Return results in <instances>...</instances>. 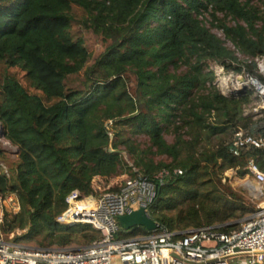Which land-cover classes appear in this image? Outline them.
Listing matches in <instances>:
<instances>
[{
	"label": "trees",
	"instance_id": "obj_1",
	"mask_svg": "<svg viewBox=\"0 0 264 264\" xmlns=\"http://www.w3.org/2000/svg\"><path fill=\"white\" fill-rule=\"evenodd\" d=\"M261 6L264 0H0L7 67L0 125L18 148L14 161L0 148L8 165L0 164V193L20 203L19 212L6 211L0 233L20 229L13 240L38 247L88 245L101 237L93 225L54 220L67 195L89 196L95 177L133 167L148 178L168 170L149 208L160 227L224 224L255 210L222 179L229 168L244 174L250 157L264 171V149L240 156L230 149L237 129L264 137V117L244 116L252 91L223 94L211 64L262 78L254 61L264 55ZM78 24L102 41L97 54L76 34ZM152 232L120 228L117 237Z\"/></svg>",
	"mask_w": 264,
	"mask_h": 264
},
{
	"label": "built area",
	"instance_id": "obj_2",
	"mask_svg": "<svg viewBox=\"0 0 264 264\" xmlns=\"http://www.w3.org/2000/svg\"><path fill=\"white\" fill-rule=\"evenodd\" d=\"M254 61L262 78L247 72L227 71L217 63L211 64V69L223 94L252 91V101L245 106L243 114L255 120L264 117V55L255 57ZM240 76L245 80H239ZM107 127L109 136L113 137L112 120L107 122ZM230 149L236 156L264 149V137L237 129ZM242 170L258 182V186L251 181H247V185L257 191L258 197H264V171L256 159L248 158ZM175 171L182 173L180 169ZM167 173L168 170L163 169L153 178H148L133 167L129 177L121 183L108 184L100 192L94 184V193L89 196L82 195L78 190L70 192L65 199L67 207L54 218L55 222L91 224L101 232V237L78 248L71 245L35 248L0 233V264H264V200L236 222L184 230L159 227L158 231L149 234L118 238L121 228L119 216L140 207L149 213L156 196V186ZM8 207L13 209V212L9 210L10 213L19 212L17 197L0 193V225L5 220ZM228 225H233V228L223 230Z\"/></svg>",
	"mask_w": 264,
	"mask_h": 264
},
{
	"label": "rangeland",
	"instance_id": "obj_3",
	"mask_svg": "<svg viewBox=\"0 0 264 264\" xmlns=\"http://www.w3.org/2000/svg\"><path fill=\"white\" fill-rule=\"evenodd\" d=\"M261 9L264 10V7L261 6ZM75 31L78 36L83 37L84 39V44L86 47L92 52L93 55L97 54L100 49L102 48V41L95 37L92 33L87 31L84 26L81 25H76L75 26ZM214 32H216L218 35L223 36V33L218 30L214 29ZM230 46L231 43H228ZM7 67L4 63L0 62V83L3 78L4 73L6 72ZM82 77V74L78 76H73L71 78V82L78 81L79 78ZM217 82V78L215 80V83ZM217 85V84H216ZM165 137L168 141L173 140V135L170 132L165 133ZM134 138H136L143 146L147 145V138L144 135L141 134H136L134 135ZM0 148L3 149L6 153V156L8 160L14 161L17 158V152L18 148L13 145L10 141H8L5 136L2 134V126L0 125ZM125 158L127 161H129L128 156L125 154ZM131 165V162H129ZM0 164L4 166L6 169L8 168V165L0 160ZM132 174V172L123 171L120 173V175L111 177V178H94L93 184L97 192H100V190H104L108 184H117L121 183L124 179L129 177ZM247 181H251L252 184L258 186V182L256 179L253 177H248L245 173L242 174L240 169H235V168H229L224 172V177L222 179V182L225 184L230 185V187L236 191L239 194H242V196L246 197L249 200V203H246L249 208L257 207L258 203H260L262 200H264V197H258L257 196V191L253 190L251 187L247 185ZM114 186V185H112ZM6 210H10V212H13L11 207H8ZM230 222H236V220H231ZM22 230L17 229L15 232L10 234V238L14 239L16 235L22 234ZM26 245H29L31 247L37 248L38 246L35 243H28ZM54 247V246H52ZM71 247L78 248L80 247L77 244H72Z\"/></svg>",
	"mask_w": 264,
	"mask_h": 264
},
{
	"label": "water",
	"instance_id": "obj_4",
	"mask_svg": "<svg viewBox=\"0 0 264 264\" xmlns=\"http://www.w3.org/2000/svg\"><path fill=\"white\" fill-rule=\"evenodd\" d=\"M239 80L244 81L245 78L240 76ZM2 134L5 135L3 128ZM157 190L158 185L156 186V193ZM118 219L121 228L124 230H130L136 226H141L149 231H155L160 227L159 223L151 217L144 207H140L137 210H133L125 215L119 216Z\"/></svg>",
	"mask_w": 264,
	"mask_h": 264
}]
</instances>
